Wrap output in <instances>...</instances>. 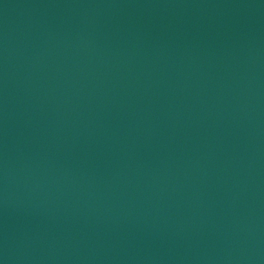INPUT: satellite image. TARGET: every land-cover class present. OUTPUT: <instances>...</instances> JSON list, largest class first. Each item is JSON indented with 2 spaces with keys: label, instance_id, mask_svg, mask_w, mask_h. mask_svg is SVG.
I'll return each instance as SVG.
<instances>
[{
  "label": "water",
  "instance_id": "1",
  "mask_svg": "<svg viewBox=\"0 0 264 264\" xmlns=\"http://www.w3.org/2000/svg\"><path fill=\"white\" fill-rule=\"evenodd\" d=\"M0 264H264V0H0Z\"/></svg>",
  "mask_w": 264,
  "mask_h": 264
}]
</instances>
